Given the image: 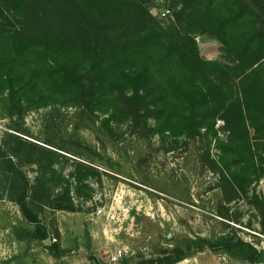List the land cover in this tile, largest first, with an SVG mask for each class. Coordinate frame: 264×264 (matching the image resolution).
<instances>
[{
    "label": "trees",
    "instance_id": "16d2710c",
    "mask_svg": "<svg viewBox=\"0 0 264 264\" xmlns=\"http://www.w3.org/2000/svg\"><path fill=\"white\" fill-rule=\"evenodd\" d=\"M154 1L0 0V113L78 107L111 137L128 125L142 137L160 136L168 150L203 141L220 174V216L239 222L225 206L247 197L264 234V192L256 188L264 179V0H165L171 13L163 19L152 13ZM202 35L222 44V59L202 56ZM8 136L14 140L0 144V170L27 223L16 236L45 242L50 231L36 207L68 208L73 191L91 199V179L101 181L102 171L86 158L98 154L79 137L56 150ZM64 159L72 160L69 173L57 166ZM27 163L38 166L34 181ZM46 248L62 255L58 240ZM207 249L264 262V250L232 233L189 238L167 260Z\"/></svg>",
    "mask_w": 264,
    "mask_h": 264
},
{
    "label": "rangeland",
    "instance_id": "374dc122",
    "mask_svg": "<svg viewBox=\"0 0 264 264\" xmlns=\"http://www.w3.org/2000/svg\"><path fill=\"white\" fill-rule=\"evenodd\" d=\"M151 11L160 19L171 13L165 0L154 1ZM197 41L205 58H223L218 40L202 35ZM100 121L82 108L60 105L30 110L23 117L1 111L0 144L13 143L11 133L58 150L55 145L70 146L79 137L97 152L99 158L91 152L92 158L86 159L100 168L102 180L91 179V199H80L73 191L68 208L36 207L50 231L45 242L19 240L16 229L27 223L11 198L10 180L0 170V264H107L110 251L118 248L125 249L122 262L128 264H251L210 249L176 263L167 260L176 257L178 247L189 238L224 233L264 250L260 213L247 197L225 206L232 217L240 216L239 222L220 216L225 204L220 174L205 159L203 141L179 143L168 150L160 136L142 137L128 125L111 137ZM218 153L213 144L212 157L218 158ZM57 166L69 173L72 160ZM23 168L34 181L38 166L27 163ZM256 188L264 192V179ZM56 240L63 251L59 257L46 248Z\"/></svg>",
    "mask_w": 264,
    "mask_h": 264
},
{
    "label": "built area",
    "instance_id": "2783aa9c",
    "mask_svg": "<svg viewBox=\"0 0 264 264\" xmlns=\"http://www.w3.org/2000/svg\"><path fill=\"white\" fill-rule=\"evenodd\" d=\"M170 14V11H167L163 13V16H167ZM103 209H99V213H102ZM126 255L125 249L118 248L115 250H111L108 256L107 264H119L124 259V256Z\"/></svg>",
    "mask_w": 264,
    "mask_h": 264
},
{
    "label": "water",
    "instance_id": "95a60500",
    "mask_svg": "<svg viewBox=\"0 0 264 264\" xmlns=\"http://www.w3.org/2000/svg\"><path fill=\"white\" fill-rule=\"evenodd\" d=\"M260 264H264V262L263 263H260Z\"/></svg>",
    "mask_w": 264,
    "mask_h": 264
}]
</instances>
